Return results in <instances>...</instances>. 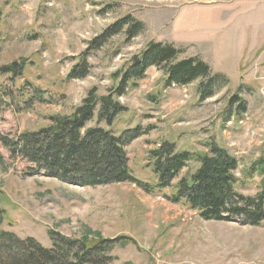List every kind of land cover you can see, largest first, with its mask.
I'll return each mask as SVG.
<instances>
[{
    "label": "rangeland",
    "instance_id": "rangeland-1",
    "mask_svg": "<svg viewBox=\"0 0 264 264\" xmlns=\"http://www.w3.org/2000/svg\"><path fill=\"white\" fill-rule=\"evenodd\" d=\"M126 16L144 31L130 42L121 33L102 47L92 44ZM151 42L171 45L181 51L177 60L197 59L219 77L214 95L201 101L199 83L206 80L167 87L164 71L152 67L117 100L126 111L113 129L148 131L125 152L132 176L152 193L130 183L60 182L10 160L0 145L1 229L44 249L55 233L88 246L116 240L113 264H264V227L204 221L166 199L198 162L162 191L154 188L149 162V152L164 142L197 156L217 145L238 161L236 192H260V177L243 175L264 155V0H0V68L24 67L17 79L0 76V134L14 140L44 129L51 118L71 116L93 90L96 100L108 97L131 58ZM82 57L88 75L74 80L70 72ZM35 89L41 97H30ZM233 97L244 112L230 103Z\"/></svg>",
    "mask_w": 264,
    "mask_h": 264
},
{
    "label": "trees",
    "instance_id": "trees-1",
    "mask_svg": "<svg viewBox=\"0 0 264 264\" xmlns=\"http://www.w3.org/2000/svg\"><path fill=\"white\" fill-rule=\"evenodd\" d=\"M143 31L142 23L126 16L108 26L92 44L102 47L121 33L125 34L126 42H130ZM180 53L171 45L149 43L141 53L131 58L108 97L96 100L93 90L71 116L51 118V124L46 128L21 134L14 140L0 134V145L7 149L10 160L31 164L35 172L44 170L49 178L60 182L90 188L130 183L152 193L151 187L143 188L141 182L132 176L125 152L129 144L148 131L140 132L139 128L114 130L117 117L126 111L117 100L143 80L152 67L164 71L167 87H184L206 80L199 83L200 100L211 98L219 77L211 78L209 67L197 59L177 60ZM23 68V65L13 63L0 68V76L17 79ZM89 69V64L82 57L70 72V78L83 79ZM34 94L42 96L36 89L30 97ZM230 103H237L236 108L245 111L244 104L237 97H233ZM94 121L96 126L88 128ZM101 124L104 127H99ZM191 161L199 163L198 169L190 178L181 179L176 184L175 194L166 197L170 203L185 204L204 221L237 220L242 225L264 227V155L243 175L247 181L258 175L260 192L254 197H244L235 189L238 180L234 173L238 170V161L223 148L210 145L207 153L197 156L178 152L173 144L164 142L149 152L151 170L157 178L155 190L170 189ZM2 223L0 211V264H113L109 254L116 240L88 246L86 242L69 240L55 233L50 234L52 247L44 249L33 239L23 241L3 231Z\"/></svg>",
    "mask_w": 264,
    "mask_h": 264
},
{
    "label": "bare ground",
    "instance_id": "bare-ground-1",
    "mask_svg": "<svg viewBox=\"0 0 264 264\" xmlns=\"http://www.w3.org/2000/svg\"><path fill=\"white\" fill-rule=\"evenodd\" d=\"M8 66V65H7ZM31 67V66H30Z\"/></svg>",
    "mask_w": 264,
    "mask_h": 264
}]
</instances>
